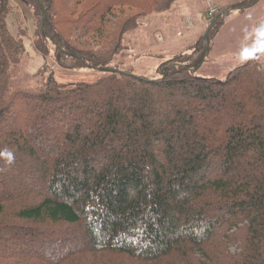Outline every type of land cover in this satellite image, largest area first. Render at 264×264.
Listing matches in <instances>:
<instances>
[{"label": "trees", "instance_id": "16d2710c", "mask_svg": "<svg viewBox=\"0 0 264 264\" xmlns=\"http://www.w3.org/2000/svg\"><path fill=\"white\" fill-rule=\"evenodd\" d=\"M178 1L0 0V264H264V47L200 72L261 0H213L194 43L136 52L132 32ZM26 38L103 74L60 82L45 65L13 86ZM144 55L152 76L122 68Z\"/></svg>", "mask_w": 264, "mask_h": 264}, {"label": "rangeland", "instance_id": "374dc122", "mask_svg": "<svg viewBox=\"0 0 264 264\" xmlns=\"http://www.w3.org/2000/svg\"><path fill=\"white\" fill-rule=\"evenodd\" d=\"M209 2L215 5L213 0H180L174 4L170 11L150 15L137 30L132 32V37L149 36L151 32L153 34L155 29L162 26L168 30L167 43L170 50L176 52L185 43L195 42L206 34L207 25L200 24L199 21H201V14L208 10ZM189 20L193 24L192 27L187 24ZM11 29L16 31L13 25ZM130 35H128V39H130ZM145 40L147 42L142 41L144 43L153 42L151 39ZM263 43L264 0H261L256 6L244 12L233 13L229 17L220 33L211 41L208 58L200 72L205 76L223 78L230 68L246 61L251 50L260 45V47H264ZM25 47L27 52L22 64L17 68L18 75L13 78V86L33 85L35 73L45 65L55 71L60 82L95 81L103 74L102 71L93 69L67 70L56 67L50 60L46 62L44 57L33 50L28 38L25 39ZM159 62L160 59L157 60L155 56L151 58L144 55L138 62L131 58L126 59L122 68L124 70L132 69L137 75L152 76L153 70Z\"/></svg>", "mask_w": 264, "mask_h": 264}, {"label": "crops", "instance_id": "0c3cea01", "mask_svg": "<svg viewBox=\"0 0 264 264\" xmlns=\"http://www.w3.org/2000/svg\"><path fill=\"white\" fill-rule=\"evenodd\" d=\"M190 20L188 23L187 22L186 23L189 24V27H192L193 24L190 23ZM199 22H200V24H205L208 27L209 22H206V20L203 19V14H201V21H199ZM168 36H169L168 30L166 28H163L162 26H160L154 30L153 34L151 32L149 36H146V37H143L142 35H139L138 37L133 36L132 41H134L135 43H132V44L135 46V47L134 46L133 47L135 48V51L138 53L154 51V52H159V53L170 54V53H173V51H171L169 46H168V43H167ZM145 39H151L153 42L152 43H144L143 41L147 42V40H145ZM191 43H194V42H191ZM191 43H185V45L181 46L179 49L185 48L188 45H190Z\"/></svg>", "mask_w": 264, "mask_h": 264}, {"label": "built area", "instance_id": "2783aa9c", "mask_svg": "<svg viewBox=\"0 0 264 264\" xmlns=\"http://www.w3.org/2000/svg\"><path fill=\"white\" fill-rule=\"evenodd\" d=\"M217 12L218 8L214 4L209 2L208 10L203 14V19L210 21Z\"/></svg>", "mask_w": 264, "mask_h": 264}, {"label": "water", "instance_id": "95a60500", "mask_svg": "<svg viewBox=\"0 0 264 264\" xmlns=\"http://www.w3.org/2000/svg\"><path fill=\"white\" fill-rule=\"evenodd\" d=\"M109 70H111V71H116V70H114V69H105V71H109ZM196 70V69H195Z\"/></svg>", "mask_w": 264, "mask_h": 264}]
</instances>
